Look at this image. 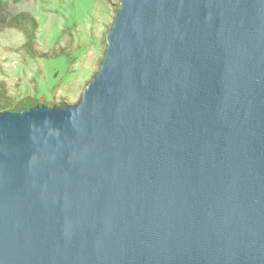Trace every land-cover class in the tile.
I'll return each mask as SVG.
<instances>
[{
    "label": "water",
    "instance_id": "obj_1",
    "mask_svg": "<svg viewBox=\"0 0 264 264\" xmlns=\"http://www.w3.org/2000/svg\"><path fill=\"white\" fill-rule=\"evenodd\" d=\"M0 264H264V0H119L80 101L0 112Z\"/></svg>",
    "mask_w": 264,
    "mask_h": 264
},
{
    "label": "rangeland",
    "instance_id": "obj_2",
    "mask_svg": "<svg viewBox=\"0 0 264 264\" xmlns=\"http://www.w3.org/2000/svg\"><path fill=\"white\" fill-rule=\"evenodd\" d=\"M7 1L12 12L35 17L40 50L53 53L65 48L62 55L33 59L20 49L24 38L19 31H1L0 80L7 83L9 93L15 99L35 97L45 105L80 101L99 69L119 0Z\"/></svg>",
    "mask_w": 264,
    "mask_h": 264
},
{
    "label": "trees",
    "instance_id": "obj_3",
    "mask_svg": "<svg viewBox=\"0 0 264 264\" xmlns=\"http://www.w3.org/2000/svg\"><path fill=\"white\" fill-rule=\"evenodd\" d=\"M6 28L16 29L22 34L24 41L20 45V49L33 59L51 55H62L65 52V48L56 50L58 52L54 50L55 52L53 51V53L40 50L37 45L39 25L35 17L26 11L12 12L8 1L0 0V32ZM40 104L43 103L37 98L31 96L15 99L9 93L7 83L0 80V112L5 110L21 111ZM52 104H54V102H50V105Z\"/></svg>",
    "mask_w": 264,
    "mask_h": 264
}]
</instances>
